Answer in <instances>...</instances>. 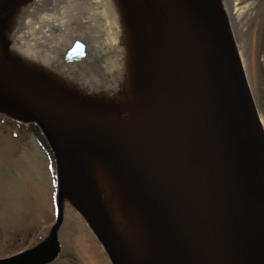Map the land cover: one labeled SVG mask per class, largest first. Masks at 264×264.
Here are the masks:
<instances>
[{"label":"water","instance_id":"1","mask_svg":"<svg viewBox=\"0 0 264 264\" xmlns=\"http://www.w3.org/2000/svg\"><path fill=\"white\" fill-rule=\"evenodd\" d=\"M137 1L157 27L145 25V49L153 50L148 30L156 32L172 100L163 137L151 144L139 145L81 115L101 110L99 104H79L69 93L23 78L8 63L0 36V110L36 124L45 136L56 162L60 209L49 246L0 264L55 256L64 199L86 217L112 264H133L83 168V152L133 178L148 207L144 226L163 257L158 263L264 264V130L221 4ZM23 2L0 0V18ZM154 87L147 84L152 101Z\"/></svg>","mask_w":264,"mask_h":264},{"label":"bare ground","instance_id":"2","mask_svg":"<svg viewBox=\"0 0 264 264\" xmlns=\"http://www.w3.org/2000/svg\"><path fill=\"white\" fill-rule=\"evenodd\" d=\"M123 1L131 6L127 8ZM227 3H232V0H222V8L231 20L236 8L230 9ZM141 22L157 28L137 0H26L0 18V36L9 45L6 52L8 63L31 82H68L76 78V69H82L84 61H97L98 68L93 67L96 71L104 69L106 64L104 80L81 74L79 82L82 84H78L77 89L81 92L78 97L85 103L96 106L100 102L107 109L105 112L95 108L89 110L90 114L77 113L141 145L161 140L172 105L171 99L169 103L164 63L155 43L159 36L148 30L150 39L147 44L153 49L148 54L144 38L147 33L138 26ZM84 43V56L76 55V51H81L78 47ZM125 44L130 46L128 51H131L132 59L137 60L124 65L127 57ZM143 66L156 86L152 94L157 93V96L153 101L151 93L150 98L147 94ZM138 81L140 87H133ZM104 89L110 90L108 93L100 92ZM80 157L84 159L83 168L89 171V178L105 205L111 201V192L121 195L132 215L129 213L124 226L115 216V210L107 204L111 226L123 246L138 253H133V258L140 259V264H148L153 256V244L151 235L143 226V212L148 215L144 195L123 167L125 172L120 168L117 172L111 162L95 153L83 152ZM156 251L157 256L163 258L158 248Z\"/></svg>","mask_w":264,"mask_h":264},{"label":"rangeland","instance_id":"3","mask_svg":"<svg viewBox=\"0 0 264 264\" xmlns=\"http://www.w3.org/2000/svg\"><path fill=\"white\" fill-rule=\"evenodd\" d=\"M257 1L232 0L233 4H227L230 9L236 8L231 15V24L237 36L247 75L250 81L251 78L253 80L252 90L254 93L258 91V95H254L264 122V29L255 26V22L264 21L259 18L258 10L254 8ZM126 58L128 60L123 61L124 65L129 62L130 56ZM104 65V69L99 72L84 65L82 69L78 67L73 80L77 83L81 74L102 80L103 76H107V65ZM44 83L51 84L47 81ZM58 88L65 91L64 87ZM54 89L58 92L57 88ZM54 172L52 161L33 133L21 123L0 115V241L5 240L0 244H8L9 239H14L18 234L23 240L25 235L36 237L41 229L43 231L44 227H50L56 222L58 212L55 206L57 198ZM111 194L110 206L116 211L117 219L125 226L129 213H132L121 195L117 192ZM63 207V258L70 257L73 264H109L105 252L80 219L66 204ZM134 217L136 218L135 215ZM2 229L11 231L8 238ZM32 243L26 244L24 240L15 246L19 245V250H22ZM13 250L9 248L4 254L0 249V256L12 253Z\"/></svg>","mask_w":264,"mask_h":264},{"label":"flooded vegetation","instance_id":"4","mask_svg":"<svg viewBox=\"0 0 264 264\" xmlns=\"http://www.w3.org/2000/svg\"><path fill=\"white\" fill-rule=\"evenodd\" d=\"M3 230V232L5 233V235H6V237L8 238V236L11 234V231H6V230H4V229H2ZM39 237H41V238H43L42 240H40V241H38L37 243H36V237L34 236V235H30V237L29 236H26L25 235V243L27 244V243H32L31 244V246L30 247H25V248H23L22 250H19V245L18 246H15L16 244H18V243H20V242H22V241H24L22 238H21V235L20 234H18V236L17 237H15L14 239H12V240H10L9 239V241H8V244H3V243H1L0 245H2L3 247L2 248H0L1 250H2V252L5 254V252H7V251H9V248L10 249H14L13 251H12V253H9V254H6V255H4V254H2L1 256H0V259H4V258H10V257H13V256H17V255H20V254H22V253H24L25 251H26V249H28V250H30L29 248H34L35 246H37V245H39L40 243H45V241L47 240V238L45 237L44 238V236H39ZM2 241H5L4 239L2 240ZM2 241H0V242H2ZM6 246H7V248H6ZM15 246V247H14ZM14 247V248H13ZM65 259H62V258H60V260L59 261H54V262H46V263H43V264H65Z\"/></svg>","mask_w":264,"mask_h":264}]
</instances>
